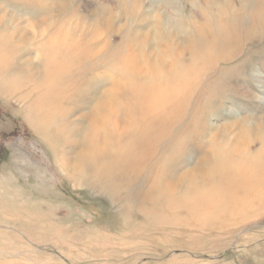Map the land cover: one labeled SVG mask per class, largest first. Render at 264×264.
Returning a JSON list of instances; mask_svg holds the SVG:
<instances>
[{
	"label": "rangeland",
	"instance_id": "1",
	"mask_svg": "<svg viewBox=\"0 0 264 264\" xmlns=\"http://www.w3.org/2000/svg\"><path fill=\"white\" fill-rule=\"evenodd\" d=\"M259 8L0 0V264H264V170L234 188L181 178L205 154L234 160L239 138L242 164L264 163Z\"/></svg>",
	"mask_w": 264,
	"mask_h": 264
},
{
	"label": "bare ground",
	"instance_id": "2",
	"mask_svg": "<svg viewBox=\"0 0 264 264\" xmlns=\"http://www.w3.org/2000/svg\"><path fill=\"white\" fill-rule=\"evenodd\" d=\"M262 10H264V9L262 8ZM260 11H261V8H259L258 13ZM260 13L262 15H264L263 11H261ZM104 120H105V118H104ZM102 121H103L102 118L98 117L95 113L93 120L90 124L91 127L87 128L86 131L84 132L85 133L84 139L82 141V144H81L82 147H81V151H80L81 156H83V157L86 155L92 156V151L95 148V146H97L99 148V143H101L102 140L100 142H99V140L96 142V140L94 138H96V134H102L105 131V129H103L104 125H103ZM259 125H260V123H259ZM142 127H144L143 124L138 128L137 132H138L139 136L134 141L129 142L126 145V147H127V149H125L126 155L122 156L123 161L127 165V168L132 170V171L137 170L138 168H136V167L139 166L140 163L141 164L144 163L143 153H141V151L139 152L138 155L135 153V149L143 150V147H144V142L142 140L143 136H144V131L142 130ZM235 145H236L235 148H237V151L235 150L237 153V154L235 153V156H237V157L236 158L233 157V158H235L234 160L229 159L227 161L226 159H224L222 156V154H224V153H222L221 155L219 154L218 159H214V157H212L213 160H212L210 154H205L199 160L197 165H195L188 172L184 173L181 176V178L185 177L191 183H194V181L197 179L200 180L203 178L206 181L212 175H215V177H216V174H220V175H222L221 185H224V186L229 184V187L234 188V186H238V185L243 184V183H247V184L256 183L258 177H261L260 175L263 172L261 170H264V167H262V166H264V163H259V165L257 164L256 170H253V171L248 170V168L246 167L247 165H243L242 161H245L246 157H244V156L248 155L247 151H249V149L246 146H244L243 143H241V138L238 139V141ZM263 147H264V145H263ZM225 158H227V157H225ZM139 161H140V163H139ZM136 163H138V165H136ZM240 163L242 164V166H240ZM73 164L75 165L76 163H73ZM133 173L134 172H132V174ZM139 176H140V172L137 174L136 177L139 178ZM179 183H180V181L177 179H174V177L169 180V184L171 185V188H173V189H176L177 186L180 185ZM218 185L219 184H217V186ZM222 192H223V190H222ZM228 193H229V189H228ZM232 194H234V193L232 192Z\"/></svg>",
	"mask_w": 264,
	"mask_h": 264
}]
</instances>
